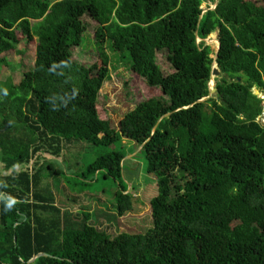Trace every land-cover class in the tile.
Instances as JSON below:
<instances>
[{
    "label": "trees",
    "instance_id": "obj_1",
    "mask_svg": "<svg viewBox=\"0 0 264 264\" xmlns=\"http://www.w3.org/2000/svg\"><path fill=\"white\" fill-rule=\"evenodd\" d=\"M206 1L0 0V72L23 42L36 52L19 83L0 79V264H30L40 253L53 258L31 264H264V0H219L205 13ZM89 30L98 61L87 67L72 48ZM211 36L214 48L205 46ZM108 49L129 54L149 90L117 129L100 96ZM210 82L218 97L200 102ZM122 139L146 143L157 176L147 233L111 238L93 212L63 213L52 193L35 189L39 175L20 170L82 142ZM125 158L99 156L79 177L119 183L117 217L135 207Z\"/></svg>",
    "mask_w": 264,
    "mask_h": 264
},
{
    "label": "rangeland",
    "instance_id": "obj_2",
    "mask_svg": "<svg viewBox=\"0 0 264 264\" xmlns=\"http://www.w3.org/2000/svg\"><path fill=\"white\" fill-rule=\"evenodd\" d=\"M217 2L219 0H214V3L207 0L203 5L205 12ZM108 54L111 58V73L103 85L100 96L105 102L104 111L112 128L117 129L123 117L135 109L136 103L143 99L149 90L144 81L133 72L132 58L129 54L117 53L110 49ZM72 55L73 61L87 67L98 61L93 30L84 35L82 45L72 48ZM35 59V45L23 42L18 50L9 56L8 65L1 69L0 79L7 81L12 78L15 83H19L26 72L34 69ZM160 63L166 68L164 57H160ZM217 77L218 85L222 82V74ZM260 99L263 101L264 115V98ZM262 126L264 127V124ZM142 149L143 146L129 139H122L109 146H95L82 142L64 150L59 158L46 155L33 158L20 170L37 173L39 180L35 189L46 195L52 193L56 205L63 213L71 211L78 214L85 210L93 212L92 222H95L99 230L106 231L111 238L121 233H147L154 227L151 200L158 193V185L157 176L148 172L146 153ZM115 151H122L126 155L123 183L129 186L126 193L134 195L135 204L134 210L122 217H117L114 198L119 186L117 181L105 178L102 174L95 180L90 179V183L79 179L95 159ZM1 160L0 151L2 167ZM49 164L52 169L59 170L62 174L50 175ZM72 219L77 220V217Z\"/></svg>",
    "mask_w": 264,
    "mask_h": 264
},
{
    "label": "water",
    "instance_id": "obj_3",
    "mask_svg": "<svg viewBox=\"0 0 264 264\" xmlns=\"http://www.w3.org/2000/svg\"><path fill=\"white\" fill-rule=\"evenodd\" d=\"M217 5H219V2H217L216 3V5L214 6V7H212V9H215L216 7H217ZM206 12H208V10H206ZM205 12V13H206ZM212 39H214L212 36L207 40V41H205L206 42V44H205V46L206 47H208V46H211V47H213L212 46V44H211V42H212ZM217 41L219 42V47H218V49L215 51L216 53V56H215V60L216 61H218V59H219V56H220V52H221V42H220V39H219V37L217 36ZM198 43H200V41H199V39H198ZM214 58V57H213ZM219 75H221V71H220V69L218 70V69H216L215 70V68H214V65H213V71H212V78H211V81H212V79L214 78V76L215 77H217V76H219ZM256 92L254 93L256 96L258 95V94H260V91L259 90H257L256 88L254 89ZM218 92H219V89L218 88H216V90H212L211 89V82H210V95L208 96V97H206V98H204V99H202L200 102H206V101H208V100H210V99H212V98H217L218 97ZM170 116H172V115H168L167 117L169 118ZM146 145V143L144 144V146ZM143 146V147H144ZM40 257H52L53 258V256H51V255H49V254H47V253H40V254H38V255H36V256H34L28 263H34L38 258H40Z\"/></svg>",
    "mask_w": 264,
    "mask_h": 264
},
{
    "label": "bare ground",
    "instance_id": "obj_4",
    "mask_svg": "<svg viewBox=\"0 0 264 264\" xmlns=\"http://www.w3.org/2000/svg\"><path fill=\"white\" fill-rule=\"evenodd\" d=\"M216 64H218V61H216L215 65H216ZM215 65H214V66H215ZM218 69H219V65H218ZM213 79H214V78H213ZM213 79H212V80H213Z\"/></svg>",
    "mask_w": 264,
    "mask_h": 264
},
{
    "label": "crops",
    "instance_id": "obj_5",
    "mask_svg": "<svg viewBox=\"0 0 264 264\" xmlns=\"http://www.w3.org/2000/svg\"><path fill=\"white\" fill-rule=\"evenodd\" d=\"M105 83H106V82H105ZM105 83H104V84H105Z\"/></svg>",
    "mask_w": 264,
    "mask_h": 264
}]
</instances>
